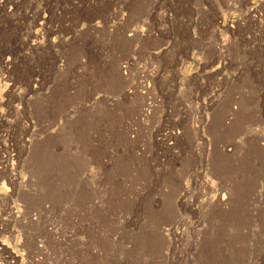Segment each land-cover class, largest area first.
Wrapping results in <instances>:
<instances>
[{
  "label": "rangeland",
  "instance_id": "374dc122",
  "mask_svg": "<svg viewBox=\"0 0 264 264\" xmlns=\"http://www.w3.org/2000/svg\"><path fill=\"white\" fill-rule=\"evenodd\" d=\"M17 1L0 264H264V0Z\"/></svg>",
  "mask_w": 264,
  "mask_h": 264
},
{
  "label": "bare ground",
  "instance_id": "6f19581e",
  "mask_svg": "<svg viewBox=\"0 0 264 264\" xmlns=\"http://www.w3.org/2000/svg\"><path fill=\"white\" fill-rule=\"evenodd\" d=\"M18 1L16 2V0H0V14H5L6 15V17H8V18H12V17H14V16H16V18H17V15L15 14L16 13V9H17V6H18ZM29 4V3H28ZM48 4V3H47ZM50 5H51V3H49ZM25 5V4H24ZM31 5H32V3H31ZM27 6V5H26ZM50 7V6H49ZM21 8V7H20ZM22 8H25V7H22ZM29 9H30V7H29ZM55 9V8H54ZM33 10V9H32ZM32 10H30V11H32ZM53 9H52V7H51V11L50 12H53L52 11ZM57 10V9H56ZM18 11V10H17ZM22 12V11H21ZM42 12V11H41ZM31 12H28V10L26 11V13H23L24 14V16H23V18L24 19H27V18H29V16L32 14H30ZM33 13H36L35 11L33 12ZM43 14V13H42ZM3 15H2V17H3ZM36 15V14H35ZM48 16V15H47ZM33 17V16H32ZM38 18H39V15H38ZM38 18L35 16V17H33V25L35 26V30H33V31H31V30H26L21 24H20V27H18L19 29L18 30H20L19 31V34L20 33H22V35H25V38H23V39H20V38H18L17 40H15V44H16V46L14 47V48H18V53L19 54H21V56L24 58V59H27L28 57H30V56H32V55H36L38 52H40V51H44L43 49H44V44H45V42L46 41H44V38L48 35L49 36V34H47L44 38L42 37L43 35H42V33H41V31L44 29V24H46L45 23V19L44 20H42L41 21V23H39V24H37V21H38ZM7 19V18H6ZM42 19V18H41ZM12 21H13V19H11ZM10 20V21H11ZM17 20V19H16ZM1 26V25H0ZM33 26V27H34ZM33 27L31 28V29H33ZM36 28H38V29H36ZM4 30V29H3ZM3 30L1 29V27H0V31L3 33ZM46 30V29H45ZM50 31V30H49ZM50 33V32H49ZM46 34V33H45ZM50 35H51V33H50ZM10 39H11V37H10ZM14 39V38H13ZM16 39V38H15ZM45 39H47V38H45ZM7 40H9V39H7ZM10 41H12V40H9L8 41V43L10 42ZM1 42V41H0ZM2 45V44H1ZM0 45V51H1V46ZM9 45V44H8ZM225 46V45H224ZM5 48V47H4ZM223 50V49H222ZM24 51H27V52H29V54H27V53H25ZM221 51V50H220ZM2 53H4V52H2ZM1 53V54H2ZM224 53H225V51H224ZM15 58V57H14ZM14 58L12 57V59L14 60ZM228 59H229V57H228ZM223 61V60H222ZM1 63V62H0ZM13 63H14V61H13ZM228 63V62H227ZM11 65H12V60L8 57L7 58V61H6V64H5V69L6 70H9V68L11 67ZM4 66V65H3ZM13 66V65H12ZM224 69V68H223ZM222 71V70H221ZM225 72V71H224ZM225 75V74H224ZM233 76H235V75H233ZM225 82V81H224ZM225 85V84H224ZM8 87V89L10 88L9 87V85L7 86ZM225 87V86H224ZM6 88V87H5ZM224 92V91H223ZM226 93V92H225ZM264 117V116H263ZM0 121H3L1 118H0ZM262 121H264V120H262ZM264 124V123H263ZM4 125H5V123H4ZM9 126V125H8ZM263 137V136H262ZM262 141V140H261ZM11 157V156H10ZM12 162H10V158H6L4 161H3V163L1 164L3 167L2 168H0V170L2 171V172H4L6 175L7 174H11L12 175V172H13V170L15 171V168H16V166L15 165H13V164H11ZM15 166V167H14ZM18 168V167H17ZM9 174V175H10ZM209 189V188H208ZM183 192H184V190H183ZM183 195V194H182ZM181 197H183V196H181ZM183 198H181V200H180V204L182 205V201H184V200H182ZM207 199V198H206ZM207 201V200H206ZM209 204H211V205H209ZM209 204H208V207L209 206H212V201H210L209 202ZM218 204V203H217ZM187 206H188V204H187ZM203 206V205H202ZM182 219H180V221H181ZM183 221V220H182ZM179 222V224L181 225V224H183V223H186V222ZM185 221V220H184ZM179 224H178V226H179ZM186 225V224H185ZM183 226V225H182ZM180 227V226H179ZM178 227V228H179ZM177 229H175V231H176ZM176 236V235H175ZM17 258V257H16ZM18 261V260H17ZM20 261V260H19ZM15 262V261H14Z\"/></svg>",
  "mask_w": 264,
  "mask_h": 264
}]
</instances>
